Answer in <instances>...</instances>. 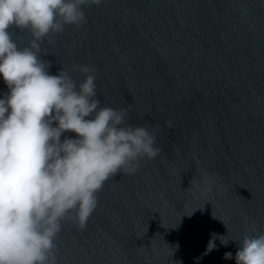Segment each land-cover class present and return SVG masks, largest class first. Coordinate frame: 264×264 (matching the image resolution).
Masks as SVG:
<instances>
[{
  "label": "clouds",
  "instance_id": "9594fccd",
  "mask_svg": "<svg viewBox=\"0 0 264 264\" xmlns=\"http://www.w3.org/2000/svg\"><path fill=\"white\" fill-rule=\"evenodd\" d=\"M101 3L0 0V78L8 89L0 96V264H56L62 223L84 230L105 182L159 155L154 131L127 124L126 109L100 106L92 69L78 66L85 79L77 84L63 68L49 74L51 62L41 59L47 36L86 23L83 8ZM13 29L30 34L26 46ZM234 259L264 264V233L245 235Z\"/></svg>",
  "mask_w": 264,
  "mask_h": 264
}]
</instances>
